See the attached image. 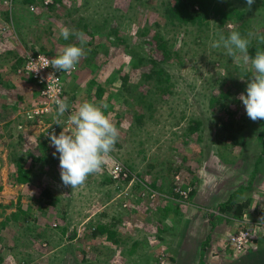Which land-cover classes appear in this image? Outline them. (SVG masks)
Segmentation results:
<instances>
[{"label":"rangeland","instance_id":"1","mask_svg":"<svg viewBox=\"0 0 264 264\" xmlns=\"http://www.w3.org/2000/svg\"><path fill=\"white\" fill-rule=\"evenodd\" d=\"M169 1L0 0V264H240L264 248V120L248 118L238 99L252 69L211 47L236 30L264 50V0L251 10L216 0L241 11L221 27L212 17L172 24ZM81 37L86 55L64 83L68 111L36 113L42 98L19 70L25 58H53ZM84 101L106 106L119 137L72 189L47 134ZM115 165L127 177L114 178ZM20 166H33L27 183L17 181ZM244 227L253 241L241 250L231 236Z\"/></svg>","mask_w":264,"mask_h":264},{"label":"clouds","instance_id":"2","mask_svg":"<svg viewBox=\"0 0 264 264\" xmlns=\"http://www.w3.org/2000/svg\"><path fill=\"white\" fill-rule=\"evenodd\" d=\"M254 3L255 0H246V10H251ZM59 34L67 40L72 32L63 27ZM252 36V33L242 36L236 30L227 36L221 33L218 39L211 42V47H222L228 57L251 66L246 95L241 93L238 99L242 102L248 118L255 122L264 120V50L257 48L254 57L249 54ZM256 39L259 44H264V35H259ZM84 42L81 37V46L74 43L66 45L55 57L50 60L45 58V64L66 73L74 71L81 58L86 55L82 47ZM56 105L59 119L68 111L69 105L66 99L59 98L56 99ZM104 107L106 106L84 101L68 115L67 123L62 125L58 135L55 130L47 134L50 146L55 149L52 155L56 157L59 154L60 178L64 186L72 189L82 186L89 175L101 169L105 158L114 149L119 130L110 119V114H105Z\"/></svg>","mask_w":264,"mask_h":264},{"label":"trees","instance_id":"3","mask_svg":"<svg viewBox=\"0 0 264 264\" xmlns=\"http://www.w3.org/2000/svg\"><path fill=\"white\" fill-rule=\"evenodd\" d=\"M33 1L34 0H23L24 3H29V2H33ZM236 1L246 2V0H236ZM165 11H166L165 12L166 17L168 18L169 22L172 24H175L176 21L181 23V24L189 23V22L203 24L205 21H207V19L212 17V18L217 19V21L219 22V26L221 27V26L226 25V23L229 20H232L236 17H241V11L240 10H238L237 8H230V9L226 10L222 5L218 4L216 2V0H170L168 2V6L165 9ZM121 40H123V39H121ZM158 46L160 48L162 47L166 57H168L169 55H168V52L166 51V49L164 47V41L163 40L161 41L160 37L158 40ZM257 48L261 49V47L259 45H255L249 50V54L254 57L255 51ZM151 61L154 64V68L151 69L150 71H152V73L156 72L158 74H161L163 70L161 68H158V69L156 68V65H158L160 63V61H158L154 58H151ZM145 78L149 79V78H151V75H146ZM168 80H169L168 76L164 77V79H163L164 82H166ZM159 87H163V86L160 85ZM102 92H103V90H101V93L99 92V95L102 94ZM223 95H225V94H223ZM215 102H217L216 99L211 100L212 106H214ZM139 117H140V119H142L143 114ZM141 123H143V121H141ZM35 160H36V158H35ZM32 167L24 168L23 166H20L19 170H18L17 181H19L21 183L29 182L30 181V172L33 169ZM44 194L46 196H51L52 199L56 202L59 201V199L56 198L55 196L51 195L50 191H48V190H45ZM191 194H192V192H191ZM235 198H236V194L231 195L228 200H226L224 203L221 204V207H223V208L232 207L233 204L235 203V200H236ZM103 229H104V225L99 224L97 226L96 230L101 232ZM0 230H1V228H0ZM65 231L66 230L63 229V233ZM206 243H208V241L203 242V246H202L203 250H205L204 245ZM200 264H204V262L201 261Z\"/></svg>","mask_w":264,"mask_h":264},{"label":"built area","instance_id":"4","mask_svg":"<svg viewBox=\"0 0 264 264\" xmlns=\"http://www.w3.org/2000/svg\"><path fill=\"white\" fill-rule=\"evenodd\" d=\"M50 2L51 0H44V2L41 0L40 4H49ZM31 9H35L34 5H31ZM45 58L48 60L51 59L49 55L43 52L28 54L19 69L25 76L33 79L39 87L42 101L36 113H44L55 107L57 108L56 99H64L65 78L66 75L71 73L52 69L50 65L45 64ZM121 166L115 165L111 170L114 178H121L122 175L127 177L124 166ZM176 188L177 190L182 189L178 183ZM252 241L253 238L248 228L240 229L231 236V243L241 250L247 247Z\"/></svg>","mask_w":264,"mask_h":264},{"label":"crops","instance_id":"5","mask_svg":"<svg viewBox=\"0 0 264 264\" xmlns=\"http://www.w3.org/2000/svg\"><path fill=\"white\" fill-rule=\"evenodd\" d=\"M252 244L250 246H252ZM254 247L255 246H252L251 248ZM250 252L251 253L247 254L246 260H241L240 264H264V248L255 247ZM247 259L249 261H247Z\"/></svg>","mask_w":264,"mask_h":264}]
</instances>
